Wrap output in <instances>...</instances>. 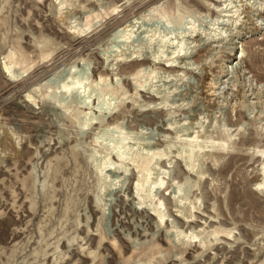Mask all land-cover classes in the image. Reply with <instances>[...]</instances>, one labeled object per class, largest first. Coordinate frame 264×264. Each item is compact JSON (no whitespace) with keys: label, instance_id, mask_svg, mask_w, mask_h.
<instances>
[{"label":"rangeland","instance_id":"obj_1","mask_svg":"<svg viewBox=\"0 0 264 264\" xmlns=\"http://www.w3.org/2000/svg\"><path fill=\"white\" fill-rule=\"evenodd\" d=\"M263 165L264 0H0V264H264Z\"/></svg>","mask_w":264,"mask_h":264},{"label":"bare ground","instance_id":"obj_2","mask_svg":"<svg viewBox=\"0 0 264 264\" xmlns=\"http://www.w3.org/2000/svg\"><path fill=\"white\" fill-rule=\"evenodd\" d=\"M157 8H153L152 10H156ZM151 10V11H152ZM252 13H253V11L251 12L250 10H249V8L248 9H245L244 11H243V14H245V18H246V20H245V22H248V21H251V19H250V17H251V15H252ZM97 17H99V16H97ZM146 17V16H145ZM239 17V16H238ZM90 18V17H89ZM139 23V20H137V19H135L134 21H132V24H131V26L133 27V28H135L136 27V25ZM176 23V22H175ZM235 24V23H234ZM193 29V28H192ZM133 30V29H132ZM131 30V31H132ZM121 31V30H120ZM130 31V30H129ZM123 36L124 37H127L128 36V34H125V31L123 30ZM127 32H128V30H127ZM196 32V30H193L191 33H190V38H192L193 40L189 43L188 42V39H186V40H181L180 42L178 41L177 42V45H176V47H174L175 49L173 50L172 49V56H170V57H167L166 59H165V62L166 63H164V66L165 67H167V68H169V69H171V70H173L174 68H182V69H185V70H187V71H189L190 70V68L192 67V66H194L196 63H193V62H190L188 59L189 58H192V59H194L195 60V62L197 61L198 62V64L200 65V67H201V69L203 70V68H204V70H205V68L206 67H209L210 66V58H213L212 57V55L214 54V53H209L210 55L209 56H206V54H208V50L210 51L211 49H217L218 47H220V44H218L220 41H215V40H213V41H211L210 40V38H205L203 35H199V34H196L195 33ZM187 33V32H186ZM201 34V33H200ZM187 37V36H186ZM189 38V37H188ZM170 39V38H169ZM183 39V38H182ZM172 43H174V41L172 42ZM191 44V45H190ZM246 47V46H245ZM247 47H248V45H247ZM248 49V48H247ZM191 50V51H190ZM237 50H238V48L237 47H233V49H232V52L230 53V55H229V57H228V61L229 62H231V63H234V64H240V62H242V64H243V62L244 63H246V62H248L249 60H248V57H244V55L240 58L239 57V53H237ZM252 50V49H251ZM242 51H246L245 49H242ZM248 51V50H247ZM230 52V51H229ZM252 52L254 53V51L252 50ZM257 53V52H256ZM255 54V53H254ZM126 55V54H125ZM242 55V54H241ZM249 55H251V53L249 54ZM255 55H257V54H255ZM138 56H141L140 54L138 55ZM248 56V55H247ZM126 57H135L133 54H129V55H127ZM251 57V56H250ZM252 58H254V57H251V59ZM141 59H145V61L147 60V59H149L148 57L147 58H141ZM158 58L157 57H155L154 58V61H156ZM179 59H182V62H183V64H181L180 62H178V60ZM151 60V59H150ZM253 62L255 61L254 59L252 60ZM251 62V61H250ZM212 64H214V63H212ZM241 64V65H242ZM197 65V64H196ZM240 66V65H239ZM6 69L8 70V71H10V67H7L6 66ZM200 68H199V70H201ZM197 70V69H196ZM195 70V71H196ZM203 70V71H204ZM207 70V69H206ZM105 71H106V69H103V71H102V74H105ZM193 71V70H192ZM195 71H193V72H195ZM141 72V71H140ZM62 72L60 71V72H58L57 74H56V76H60L59 74H61ZM139 73V72H138ZM198 73H199V71H198ZM201 73V72H200ZM200 73H199V75H200ZM100 75V78H101V80H103V75ZM206 75V74H205ZM204 76V75H203ZM205 78V77H204ZM38 86V85H37ZM83 88H85V85H84V82H82V81H75V82H70V81H64V82H62L61 84H59V86H58V90H56V91H54L55 89H53V91H47V93L45 92V93H41V95L40 96H42V99L41 98H39V97H37V98H39L41 101L43 100H45V101H48V102H50V103H52L53 105H55V106H57V107H61V108H65L64 107V102H66L67 101V97L69 96L70 97V95L69 94H72L74 91H76V93L78 92L79 93V91H80V93H81V89H83ZM34 89H39V88H34ZM50 90V89H49ZM27 96L32 100V101H35V98H34V96H33V94L31 93V91L27 94ZM91 102V101H90ZM89 105V104H88ZM157 105V104H156ZM65 106H66V104H65ZM158 106V105H157ZM122 119H124V117L122 116V115H119V116H117L116 118H115V120H114V123L118 126L119 124H120V121L122 120ZM105 121V117L103 118V120H101V122H104ZM188 170H186V171H191L192 170V167H191V165L190 164H188ZM108 169L109 170H112V171H116L117 169H113L112 167H110V166H108ZM256 171V170H255ZM262 177V178H261ZM254 181H255V186H257L258 188H263L264 187V165H263V167L260 169H258L257 171H256V175H255V179H254ZM164 182L163 181H161V184H160V186H163L162 184H163ZM140 181L137 183V185H136V195L137 194H139V190H140ZM175 186V185H174ZM143 188V187H142ZM162 204H164L163 203V201H159V205H162ZM159 207V206H158ZM159 208H161V207H159ZM156 210V209H155ZM156 213L158 214V219H159V225L160 224H162L163 223V220H164V215H163V213L162 212H160V210H156ZM153 215V214H152ZM194 235V239H196V238H198V236H199V234H193ZM193 235H192V237H193ZM197 240V239H196ZM199 242H200V246L202 247V248H207L206 246L207 245H205V242H204V240H202V239H200V240H198Z\"/></svg>","mask_w":264,"mask_h":264}]
</instances>
